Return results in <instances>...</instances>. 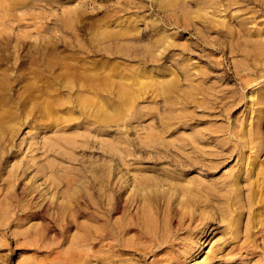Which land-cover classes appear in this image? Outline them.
<instances>
[{"label": "rangeland", "instance_id": "1", "mask_svg": "<svg viewBox=\"0 0 264 264\" xmlns=\"http://www.w3.org/2000/svg\"><path fill=\"white\" fill-rule=\"evenodd\" d=\"M247 31L264 0H0V264H264Z\"/></svg>", "mask_w": 264, "mask_h": 264}, {"label": "bare ground", "instance_id": "2", "mask_svg": "<svg viewBox=\"0 0 264 264\" xmlns=\"http://www.w3.org/2000/svg\"><path fill=\"white\" fill-rule=\"evenodd\" d=\"M260 35H261V33H260ZM244 38L245 39L247 38L249 40L248 41L246 39L249 42V45L251 46L249 49L246 50L247 51L246 53H243V57L245 59V62H247L246 63L247 64L246 71H248L247 74L250 75L251 70H249V68H251V66L256 70L255 66L252 65V63L255 62L256 58L259 61L264 62V60H262V59H264V52L262 51V49H264V48H261L264 45V43L262 42V40H258V39H257V42H255V40H253L251 38L250 34H248V31L246 34L244 33ZM255 43H257V44H255ZM256 74L260 75V77L263 76L262 74L257 73V71H256ZM257 83L258 82H256V84ZM242 85H245L246 87L250 86L249 89L252 90V87L255 85L254 79L249 77L245 80V82H242ZM248 97H250L251 99L249 100V98H246V102L244 104H242L244 107H246V109L249 110V111H246L247 112L246 115L249 116V114H251V115H253L252 120H254V118H255L256 121H259L264 116V83L261 85V87H258V89H253L250 96H248ZM242 98H244V97H240V99H238V101L241 102ZM245 122H246V120L244 122H242V124ZM258 150L259 149H256L255 150L256 152H254L253 154L250 153L249 158H248L249 161L245 166H243V164H244L243 158L241 157L239 159L241 161V165H242V166L240 165L241 170H240V172H238L237 175H235L232 178V181H231L232 185L235 188H238V185L242 183L241 179L245 178V180H244V183L246 184L245 186H247L249 193H251V199H250L251 203L250 204H252V202H253V204L256 206V209H259V208L263 207V205H264V170L262 171L261 165H259L257 162H255V157H256L255 155L258 152ZM243 168H244V170H243ZM224 211H226V215H228V213L230 212V210H224ZM222 214H224V212ZM133 230H135V229H133ZM232 233H234V231ZM101 237L104 238V236H101ZM252 237L254 240L255 237L257 238V235H255V233H253V234H251V238ZM79 243L80 242H76L77 247L80 246ZM228 243L229 242H226V244H228ZM199 247H200V242L198 241V242L191 243V244L188 243V245L185 246L184 249H185L186 253H190V251H193L196 249L198 250ZM257 249H258V247L256 246L255 249L251 250L250 254L251 255L256 254V252H258ZM65 256H64L63 260H66ZM53 257H56V256H53ZM213 258H215V257H213ZM167 260L168 259H165V260L161 259L159 261L156 260L152 264H166ZM209 261H211V259H209ZM168 264H179V263L178 262H176V263L168 262ZM182 264H184V263H182Z\"/></svg>", "mask_w": 264, "mask_h": 264}]
</instances>
